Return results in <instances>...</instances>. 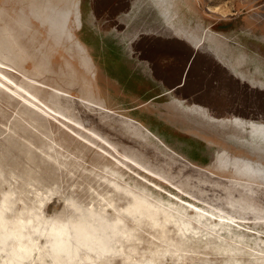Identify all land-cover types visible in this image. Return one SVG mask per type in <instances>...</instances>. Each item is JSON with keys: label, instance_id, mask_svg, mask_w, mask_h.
I'll list each match as a JSON object with an SVG mask.
<instances>
[{"label": "rangeland", "instance_id": "rangeland-1", "mask_svg": "<svg viewBox=\"0 0 264 264\" xmlns=\"http://www.w3.org/2000/svg\"><path fill=\"white\" fill-rule=\"evenodd\" d=\"M96 2L0 0V81L23 85L39 106L0 85V229L11 232L16 213L26 214L40 242L21 264H56L58 240L70 264H264V179L253 167L264 124L209 118L154 78L113 91L105 68L139 54L135 38L122 37L129 25L120 33L102 24ZM134 4L139 36L176 33L264 57V0ZM6 26L33 53L38 81L16 54L5 58ZM245 70L264 84V62ZM230 78L240 94H224L212 113L264 119V91ZM7 255L0 249V264H16Z\"/></svg>", "mask_w": 264, "mask_h": 264}, {"label": "crops", "instance_id": "crops-1", "mask_svg": "<svg viewBox=\"0 0 264 264\" xmlns=\"http://www.w3.org/2000/svg\"><path fill=\"white\" fill-rule=\"evenodd\" d=\"M140 2V0H137ZM134 4V3H133ZM135 7V4L133 5ZM133 13L123 17L129 26L127 32L122 36L123 39H134L137 35L135 22L132 21ZM164 33L157 36L150 37L148 40V47L146 50L150 52L149 59L138 60L135 56L133 61L126 62L123 57L118 59V63L111 62L110 66L105 69H111L110 76L115 92H136L138 88L151 83L153 78L159 83L160 86L166 88L165 92H174V86L179 82L180 74L184 67L185 71L182 75L184 80L187 67L191 65V69L202 71L208 69L216 72V76L207 79H192L191 85L199 86L204 85L206 95H209L204 101H187L181 97L174 95L175 100L180 104H187L194 109H199L204 112L209 118L215 119H235L247 123L264 124V119L261 117H245L238 114L217 116L212 113L210 105H213L223 99L222 96L227 94L229 97H234L235 94H240L241 87L234 89V86L229 87L230 76L235 75L238 79L243 80L248 85L264 91V84L245 70V64H262L264 57L257 55V50L251 51L247 54L244 49L237 48L236 46L226 45L224 50L220 52L210 45H197L184 36L176 33ZM214 45V44H213ZM144 45L141 47V49ZM144 47V48H145ZM130 58V57H129ZM167 58V61L164 59ZM147 60V61H145ZM157 61L156 65L149 64V62ZM112 67V68H111ZM190 69V70H191ZM131 71L134 77H130ZM129 75V76H128ZM183 82V81H182ZM228 82V84H227ZM247 89L245 88V94ZM213 103V104H212ZM217 105V106H216ZM220 104H215L219 107ZM221 106V105H220ZM212 107V106H211ZM243 108V107H242ZM247 108V105L245 106ZM264 147V146H263ZM259 156L256 157L255 172L260 174L264 179V148L258 151ZM247 161L249 159H246ZM249 163V162H248ZM251 166V167H252ZM252 167V168H253ZM254 170V169H253Z\"/></svg>", "mask_w": 264, "mask_h": 264}, {"label": "bare ground", "instance_id": "bare-ground-1", "mask_svg": "<svg viewBox=\"0 0 264 264\" xmlns=\"http://www.w3.org/2000/svg\"><path fill=\"white\" fill-rule=\"evenodd\" d=\"M27 21L24 19L22 23H19L20 29L27 27L29 29L31 26L26 23ZM6 35L8 37L9 42L4 47V51L8 54L5 57L7 60H11L10 57L13 53L16 54L17 65L20 69L25 70L28 76H30L34 81H38L39 78V64L33 57V53L31 51L25 50V44L20 42L19 38L21 37L20 33L16 32L13 27L6 26L5 28ZM33 31V30H32ZM17 41L15 43L14 41ZM17 44V47H15ZM1 48H3L0 45ZM17 48V49H16ZM46 56H50L52 52L43 53ZM25 64L32 65L33 71L29 72L27 67L25 68ZM5 66V65H4ZM6 80L10 81L9 78L4 76ZM0 85H2L5 89L14 92V94L21 97L24 101L28 102L33 107H39L34 100H30L28 97L24 96L21 92L22 89L26 88L23 85L18 86L16 90H12L5 82L0 81ZM30 88L33 92L36 91V88L33 84H29ZM141 141V140H140ZM135 164V163H134ZM3 219V215L0 212V223ZM35 223V219L28 218L26 214L16 213L15 219L13 221V225L15 228H12L11 232H7L4 229H0V249L5 250L8 253V257L11 261L16 260V264H21L22 260L27 257H30L33 253H40V242L37 239V228L33 225ZM53 231V228L49 227L48 232ZM54 241V240H52ZM264 241V240H263ZM58 250H57V262L56 264H70V259H72L73 255L68 252V243L65 240H58ZM61 251H65L66 257L63 259H59L61 257Z\"/></svg>", "mask_w": 264, "mask_h": 264}, {"label": "flooded vegetation", "instance_id": "flooded-vegetation-1", "mask_svg": "<svg viewBox=\"0 0 264 264\" xmlns=\"http://www.w3.org/2000/svg\"><path fill=\"white\" fill-rule=\"evenodd\" d=\"M137 2V0H97V14L102 20V24H109V26H115L118 32L123 33L127 26L122 20V16L128 15L132 11L133 3ZM145 32H140L136 37L140 34H144ZM133 40L134 45L132 46L134 50L133 53L139 54L138 57L140 60H144L145 58L149 59L151 57L150 52L146 50L148 47V37L139 36L138 41ZM144 47L141 49V47ZM147 61V60H145ZM167 61V58L164 59ZM157 61L149 62V64L156 65ZM191 65L187 67L185 72V78L182 80V75L185 71V67L180 74L179 82L174 86L173 91L175 92V96L181 97L187 101H204L209 97L205 93V86H192V79H207L209 77L216 76L215 71L203 69L202 71H197L195 69H191ZM191 69V70H190ZM183 81V82H182Z\"/></svg>", "mask_w": 264, "mask_h": 264}]
</instances>
